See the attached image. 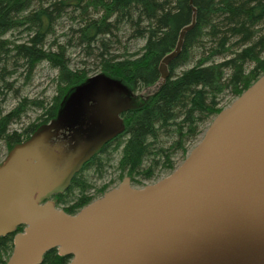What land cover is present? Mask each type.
I'll return each instance as SVG.
<instances>
[{
  "label": "water",
  "instance_id": "95a60500",
  "mask_svg": "<svg viewBox=\"0 0 264 264\" xmlns=\"http://www.w3.org/2000/svg\"><path fill=\"white\" fill-rule=\"evenodd\" d=\"M171 58L160 65L164 79ZM108 85L102 100L115 102L113 109L138 106L119 78L89 76L0 163V237L15 233L6 264H40L54 248L72 257L69 264H264V74L213 118L170 174L142 187L125 176L71 214L52 195L126 129L118 111L104 109L112 121L83 136L77 114ZM66 128L74 131L69 147L53 142Z\"/></svg>",
  "mask_w": 264,
  "mask_h": 264
},
{
  "label": "trees",
  "instance_id": "16d2710c",
  "mask_svg": "<svg viewBox=\"0 0 264 264\" xmlns=\"http://www.w3.org/2000/svg\"><path fill=\"white\" fill-rule=\"evenodd\" d=\"M63 17L75 21L69 44L81 47L92 62L89 67L72 68L67 44L57 38L49 43ZM193 20L181 40L182 29ZM11 31L27 37L7 38ZM124 37L145 43L138 51L126 45L121 52ZM168 54L172 58L164 79L160 65ZM43 61L58 70V94L52 102L22 97L3 112L2 100L13 91L11 77L20 71L29 79ZM95 69L147 95L139 94L141 106L125 113V131L89 160L64 192L54 195L57 204L73 200L64 207L71 214L111 188L105 185L88 194L92 186L86 170L102 174L122 148L121 178L129 176L133 185L158 179L159 167L171 173L177 168L173 152L187 157L186 142L203 135L224 108L220 97L229 92L235 99L264 74V0H0V144L9 140L11 147L22 141L25 132L11 128L31 108L42 110L41 122L32 125L27 138L53 119L67 92ZM163 137L174 138L170 147H164ZM14 236L0 237V264L12 254ZM71 258L54 248L40 264H69Z\"/></svg>",
  "mask_w": 264,
  "mask_h": 264
},
{
  "label": "rangeland",
  "instance_id": "374dc122",
  "mask_svg": "<svg viewBox=\"0 0 264 264\" xmlns=\"http://www.w3.org/2000/svg\"><path fill=\"white\" fill-rule=\"evenodd\" d=\"M75 25L76 23L72 18L63 17L58 22L56 34L54 37L49 39V43H51L54 38H57L59 41L67 44V55L70 58L72 68L75 69V68L83 67V66L89 67V64L92 62L91 60L87 59L84 56V51H82L81 47L75 45L74 42H71L69 44V41L71 39V33L69 32V30L72 26H75ZM6 37L7 38L11 37L12 39L17 37V40L21 41V40H25L27 35L22 34V36L18 37L17 31H11L9 34H7ZM122 40L123 42L119 46L121 52L125 51L124 47L126 45L128 46V49L131 52L138 51L142 48V46L145 43V40L141 38L131 40V39H128V37H124ZM181 70L182 68L179 69L178 71H181ZM96 73H98L97 69L90 70V76ZM57 76H58V70L51 67L47 61H43L39 63L34 74L29 79L26 78V74H20V71H19L17 74H14V76L11 77L13 81V91L10 92L8 96L2 100L1 109L4 112H7L11 108H13L17 104L19 99L22 97H26L29 99L45 100V102L49 104L50 102H52L53 98L58 94ZM137 94L147 95V91L146 90L140 91V92H137ZM233 100H234V96L230 94L229 92H225L220 97V105L222 107H227L228 105L232 103ZM41 114H42L41 109L31 108L24 115L22 120L18 124L13 125L12 127L14 129H17L18 133H23L30 125L40 124ZM202 136L203 135H201L197 140L193 141L190 139L189 141L186 142V147L188 148L189 152L202 139ZM22 138H23L22 141L27 139L26 136H23ZM173 140L174 138L168 139L167 137L165 138L163 137L162 143L165 148H168L172 145ZM14 145L9 147L8 144L7 145L5 143L0 144V163L5 159L6 155L8 154V151ZM121 149L117 150L114 153L112 157V161L109 164H107V166L102 171V174H98L97 172H94L95 170L93 168L88 169L84 172V176L86 177L88 183L92 186L87 191L88 194L90 195L97 194L98 189L102 188L105 185H111V188L116 187L123 180V178H121V170L118 166V162L121 157ZM173 153L174 154H173L172 159L176 162L177 164L176 166L178 167L184 161L185 157L182 154V151H174ZM168 174L170 173H168L163 168L159 167L157 169L156 176L157 177L160 176V177L158 179L146 181L144 182L143 185L155 182L159 180L160 178L167 176ZM142 186H139V187H142ZM57 194H54V195H57ZM54 195H52L51 197L52 199L55 198ZM55 201L57 204L58 201L56 198H55ZM70 202L72 203L73 200L72 199L69 200L68 204H70ZM68 204H57V207L60 209H64V207H67Z\"/></svg>",
  "mask_w": 264,
  "mask_h": 264
},
{
  "label": "flooded vegetation",
  "instance_id": "af4514ba",
  "mask_svg": "<svg viewBox=\"0 0 264 264\" xmlns=\"http://www.w3.org/2000/svg\"><path fill=\"white\" fill-rule=\"evenodd\" d=\"M111 90H112V85L106 86V88L101 91V95L98 98L87 99L85 101V104L83 105V107L79 110L76 118H77V120L80 123L83 124V127L85 128V132L83 133L84 134L83 135L84 137H86V136L88 137L94 131H97V130L102 129L103 127H105L106 126V122L112 121V116H109L107 113H103V110L104 109L106 110V112H109V113L110 112H113L114 110L118 111L119 116L121 118H123L124 121H125V113H127L129 111H132V110H135L138 106H141L140 104H142V100L139 97V95L137 94V92H135V91L132 90L136 94V96H137V98L135 100L137 101L138 106L136 108H134V109L129 108V109H126V110H123L121 108H119V109H113L115 107V105H116L115 102L107 101V99L102 100L104 94L107 93V92H110ZM21 124H22V122H21ZM30 129H32V125H30L24 131L25 132V136H26V133ZM11 130H14V128L12 127ZM73 132L74 131L71 130V129H69V128L63 129V130H61V132L59 133L58 136H56V137L53 138V142H61V143L64 144L65 147H69L70 146V139L72 140ZM21 134H23V133H21ZM119 135H117L116 137H114L113 139H111L110 141H108L107 143L103 144L97 150V152L95 153V155L99 154V152L102 150L103 147H105L108 144H110L112 142V140H114L115 138H117ZM23 136H24V134H23ZM9 142H10L9 140H4V142H2V143H5L7 145ZM13 144H16V143H13ZM85 164L83 165L82 169L84 168Z\"/></svg>",
  "mask_w": 264,
  "mask_h": 264
}]
</instances>
